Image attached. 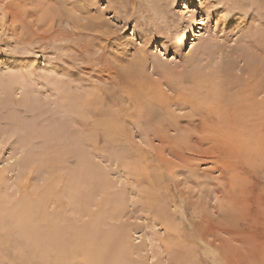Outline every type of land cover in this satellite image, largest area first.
<instances>
[{
    "label": "rangeland",
    "instance_id": "1",
    "mask_svg": "<svg viewBox=\"0 0 264 264\" xmlns=\"http://www.w3.org/2000/svg\"><path fill=\"white\" fill-rule=\"evenodd\" d=\"M187 31L192 34L181 41ZM135 63L155 79L156 69L163 67L186 74L194 68L211 74L230 67L241 75L258 65L264 72V0H0V264H50L56 254L42 238L48 237L51 225L60 224L63 241L73 244L72 228L78 230L77 219L84 215L80 211L91 212L82 216L88 224L93 214L102 216L99 209L106 211L103 228L127 226V258L144 264H177L176 251L192 264H226L219 256L212 262L213 249H207L212 242L220 244L223 253L238 252L239 260L245 256L242 264L264 263V132L252 135L254 144L246 143L253 149L235 164L238 171L232 168L234 161L224 158L221 179V168L202 173L215 160L207 157L209 145L199 146L193 139L199 130H191L178 149H196L197 174L176 168L174 181L152 179L156 189L148 198V182H137L117 156L128 148L136 164L150 160L147 151L159 146L155 132L139 131L132 124L137 123L135 116L124 122L125 131L109 140L98 121L109 110V78ZM98 96L104 105L95 108ZM188 108L175 113L189 115ZM231 115V123L239 120ZM177 130L168 132L170 145L181 135ZM227 136L234 137L231 131ZM233 145L238 153V144ZM164 150L174 163L170 151ZM81 165L90 172L75 173ZM166 169L165 165L150 172L165 176ZM231 170L244 177L229 181ZM70 181L77 200L68 193ZM162 193L168 198L156 197ZM45 197L57 199L59 206L47 210ZM110 210L119 213L118 219ZM157 210L165 222L158 219ZM197 232L206 237L198 239ZM249 250H254V257ZM71 251L64 248L61 263L84 264Z\"/></svg>",
    "mask_w": 264,
    "mask_h": 264
},
{
    "label": "bare ground",
    "instance_id": "2",
    "mask_svg": "<svg viewBox=\"0 0 264 264\" xmlns=\"http://www.w3.org/2000/svg\"><path fill=\"white\" fill-rule=\"evenodd\" d=\"M190 31H192V30H190ZM190 31H187L186 33H184L182 35L181 41L185 40L186 37H189L192 34ZM248 58L250 59V57H248ZM142 59H144V56H142ZM140 61H142V60H140ZM142 68H143V66H140V65H138V63L137 64L135 63V64L129 66L128 69H125V70L122 69L121 72L119 73V75L115 72L116 76H112L109 78L110 79L109 84H110V87H112V91H110L108 89L109 93H108V96L106 98L108 100V102H110L109 110L106 109L107 111H105L107 113L106 115L108 117L106 116L105 119H100L98 121L102 124V126H104L103 129L105 128V130L107 131V135H109V140L113 137V135L117 134L119 136L120 132L125 131L127 128L125 127L124 122L127 123V122L131 121L132 120L131 118H133L135 116L137 117V120H135V121H137V123H139V124H137L136 122H134V123L132 122V124L137 129H139V131H141V130L145 131L147 129L148 130L151 129L155 132L154 135L156 136V140L159 142V144H158L159 146L153 148V152L147 151L148 155L151 154L150 158L152 160L151 159L145 160V161L143 160L144 162L141 165L136 164L135 161L132 160V158H134L133 153L131 151H129L128 148L121 151V153L118 156L116 155L117 158L123 163L124 168L127 171V173L131 176L138 178V180L136 179L137 182H141L142 180L144 181V183L148 182L147 187L149 189H147V192L145 193V195L147 194L148 198L153 197V195H154V193H152V191H154V189H156V188H154L155 183H153L154 181L152 179H157L156 181L159 182L158 181L159 178H163V179L170 178L172 181H174L175 174L177 173L176 168L177 169H183L184 168L185 170L187 169V172H192L193 174L196 173V171H197V160L193 159V155L195 154L194 150H196V149L193 150L192 147H189V146L188 147L187 146L181 147L182 145H180L179 149L183 150L185 152H181L178 149L180 142L185 140L186 135L188 133L190 134L191 130L192 131L193 130L195 131V129L199 130V132L196 130L198 132V134L195 137H193V139L198 143L199 146L203 145V144H205V146L209 145V146H206L209 153H210V155H208L207 157L215 160V162L210 160L211 163L213 164V166H210L209 169L203 170V172H202L203 174H205V175L211 174L213 172L212 171L213 168H221L220 177L222 179L223 178L222 175L224 173L223 168H225L224 166L227 164L226 163L227 161L226 160L224 161V158H227V160L234 161V163H232V168H234L236 171H238L237 169L240 167H237L236 165L241 164V162H243L242 160H243L244 156H246L244 153L248 154V152L253 149L252 147L246 148V143H248V145H250L249 143L254 144L255 139H253L252 141L249 140L252 137V135L253 134L255 135V133L262 134L264 132V98L263 97L258 98V96L261 94H263V96H264V72L262 71V69H260L258 65H253V66H250L249 68H245L243 70V73L241 75H238V74L234 73L233 69L230 67L223 69V71L211 72V74L204 72L200 68H194L193 71H191L189 74H186L183 70L177 71L174 69H167V68L163 67L161 69H156L155 72L158 74V78L155 79V78L149 77L150 75L145 76V74L142 71L143 70ZM108 70H107V73H109ZM111 71H112V69H111ZM258 72H259V74H258ZM163 85L168 86L169 90H168V88H166L167 90L165 88H163ZM21 86L22 85H19V87H17V88H20ZM98 99H99V101L101 100L100 101L101 103L97 100V102L100 104H98L96 102L95 108L97 105L98 106L104 105V103H102V99L100 97ZM111 103H112V105H111ZM81 104H83V102ZM88 105H89V102H88ZM85 106H86V104H85ZM90 107H91V111H89V113L92 112V110H93V107H94L93 102H92ZM188 107H190V109H191V113L189 115L185 114V113L181 114V115L175 113V111L177 109L179 111H182L183 109L188 108ZM106 108H108V107H106ZM105 112H103V113H105ZM229 113L232 114L231 117L236 118V120H238V119L239 120L238 121H232L233 123L228 121V118L230 116L227 117V115ZM189 117L192 118V120H190ZM193 120H197L198 122H193ZM97 126L99 127V125H97ZM171 129L172 130L178 129L177 131H179V132L181 131V133H180L181 135H179V136L177 135V137L175 136V138H173V144L170 145V138L171 137L168 135V132ZM222 129H223V132H222ZM230 131L233 133V136H234L232 138H229L227 136V133H229ZM123 134L124 133H122L121 135H123ZM146 134H147V132L145 133V135ZM239 135L240 136L249 135V137L243 138V139L235 138V136H239ZM149 138H151V137H149ZM248 140H249V142H248ZM230 141H231V143H230ZM234 142L238 144V149H240L238 153H237V150H235V148L232 147V146H234L233 145ZM241 146L246 148L247 151L245 152L244 149H241L240 148ZM147 147H149V146H147ZM166 148L168 149V152L170 151L169 153H171V156L176 159L174 163H173V161L171 162L169 160V158H167V156H166L167 153L165 155L164 149H166ZM198 152H199V150H198ZM194 156H196V155H194ZM152 161H154L157 165H154L152 163ZM82 163L80 162V164H82ZM165 165H166V168L168 169V171H167V169H166V171L164 170L165 172H167L165 174V176L160 175L158 177L157 174L153 175V173L150 172V171H153L152 169H154L155 167H158V168L162 167L163 168ZM78 169L79 170L75 173L79 174L81 169H82L81 170L82 173H89L91 168L86 167L83 169V166H82V167H79ZM185 170H184V172H185ZM233 170L229 171V173H230L229 174L230 179L228 178L229 181L233 182L234 180H236V181L238 179L241 180L242 177H244L243 172H241V173L235 172V171L233 172ZM239 170H241V169H239ZM155 171L157 172V168ZM71 173L75 174L74 171ZM240 174H242V175H240ZM71 179H72V177H71ZM242 181H244V180H242ZM234 183H230V184H234ZM238 183H240V182L238 181ZM243 184H244V186L246 185L245 183H243ZM74 185L75 184H73L72 181L69 182L68 193L72 199L77 200L78 197H77V194H75L76 187ZM247 187H246V189H247ZM168 188H169V186H166L165 189L167 190ZM148 191H150V192H148ZM150 193H151V195H149ZM155 193H156V191H155ZM167 194H169V193H167ZM162 195H163V193L161 195L157 194L156 197L162 196ZM231 195H234V194H231ZM82 196L83 195H81L80 197H82ZM163 196L166 197L165 195H163ZM166 198H168V197H166ZM48 199H49V201H48ZM108 199H106V201H108ZM56 200H54V198H52V197H45V199H43L42 201L45 204L47 202V204H46L47 210L49 208L48 206H50V208L54 210V206H55V208L57 206H59V205L56 206V204H57ZM164 200H165V198H164ZM82 202H83V200H82ZM144 202H146V201H144ZM24 204L25 203H23V205ZM36 204H37V202H36ZM45 204H44V206H45ZM98 204H97V206H99ZM107 204H108V202H107ZM107 204H105V205H107ZM147 204H150V203L147 202ZM37 206H39V205L37 204ZM147 206L149 208H152L151 204L147 205ZM46 208H45V210H46ZM87 211L88 210H85L82 212L80 211V213L81 214L83 213L86 217L87 215L89 216L91 214V212L87 213ZM99 211L102 213V216L99 214V212L95 211V212H97V214L95 215L96 217L93 214L92 215L93 221L90 222L91 219L87 220L88 222H90L88 224L86 222H82V216H84V215L79 216L77 221L78 220L80 221L79 225L81 227L80 226L77 227L78 230L76 229L75 226H73L75 228H72V229H75V231H74L75 235L72 234L74 245L71 242H67L66 240L63 241V239H62L63 228L61 227V225L59 223H58L59 225H57V226L55 223H53V225H51V227L47 231L48 237L45 236L46 238H44V237L43 238L41 237V238H42V240L47 239L46 241H44V243L47 242L49 249L54 253V255L56 254L54 257V260L51 262L52 264H54V263L62 264L61 263L62 259H61L60 254L64 250V248H70V250H72L70 252L71 254H73L72 256L74 258L78 257V259H80L78 261V263H80V261L84 260V262H83L84 264L85 263L86 264H88V263L89 264H144V263L138 261V259L135 260L133 258L132 259L127 258V253H130V252H127L125 244H124L125 239L128 235L127 226L125 227L124 225H120L119 227H115V228H108V227L103 228V227H105V225L103 227L101 226L103 224V220L105 222L107 221L105 218L106 211L100 210V209H99ZM110 211H111L110 213L112 214L111 216L115 219H118L119 213L116 212L115 210H110ZM50 212L51 211H49V212L47 211L48 214H51ZM154 212H156L155 214L157 215V217L161 221V223L165 222V221H163L164 219L162 218L163 215H160V212L158 210L154 211ZM45 213L46 212H43V214L46 216ZM52 215L54 216V214H52ZM53 216H51V218L57 219V217H53ZM57 216H59V215H57ZM107 218H110V217H107ZM164 218H165V216H164ZM47 221H49V220H47ZM44 222H45V220H44ZM22 224H24V223H22ZM61 224H63V223H61ZM214 227L212 228L213 230L215 229ZM41 229H43V228H41ZM41 229H39V230H41ZM210 229L211 228H209V230L208 229L207 230L211 231ZM39 230H37L35 228L34 231L36 232ZM166 230H168V229H166ZM200 230H204V229L200 228ZM207 230H205V231H207ZM219 230H221V229H219ZM212 232L213 231H211L209 233H212ZM169 234H172V233H169ZM175 234H177V233H175ZM214 234H216V233L214 232ZM42 235H40V236H42ZM177 235L179 237H181V234H177ZM185 235H187V234H185ZM189 235L190 234H188L187 236H189ZM201 235L206 237V233H204V234H200L199 232L196 233V236L198 239L202 238ZM190 237H191V235H190ZM190 237H188V238H190ZM181 238L185 241V237H181ZM211 238L213 239V237H211ZM36 239H37V237H36ZM167 239H169V238H167ZM213 240H216V239H213ZM174 243H176V242H174ZM184 245H187V244H184ZM169 246H172V245L169 243ZM205 246H208V245H205ZM211 246L213 248L208 247L207 249H210V248L213 249V251L211 252V256L213 258L212 262H214V259H216V257L219 256V258L221 260H223L226 264H238V263H240V260H241V264L243 263L242 259H244L245 256L239 260V258H241L242 256L239 257L238 252L230 250V251H232V254H227L225 251L223 253L222 250L219 248L220 244L218 247V246H215L214 242H212ZM223 247H224V249L227 248V246H223ZM130 248H131V252H132L133 248L132 247H130ZM251 248H249V249H251ZM231 249H233V248H231ZM235 250H237V249H235ZM253 251L254 250H252V253H251V250H249V251H247V254L249 256H251V254H252V257H254L255 254ZM176 253L177 254L173 256V259L175 260V262L177 264H188L189 263V261H187L188 262L187 263L184 259H182V256L180 253H178L177 251H176ZM185 253H188V252H185ZM79 256H81V257H79ZM67 259L68 258H66V260ZM186 260H188V258H186ZM221 263H223V262H221ZM250 263H251V261H250ZM68 264H76V263L68 262ZM189 264H192V263H189ZM216 264H217V261H216ZM246 264H247V262H246Z\"/></svg>",
    "mask_w": 264,
    "mask_h": 264
}]
</instances>
